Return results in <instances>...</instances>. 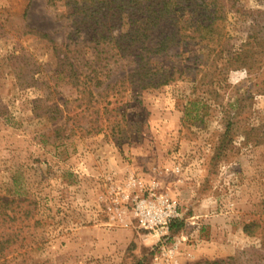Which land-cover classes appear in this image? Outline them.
Instances as JSON below:
<instances>
[{
	"label": "rangeland",
	"instance_id": "374dc122",
	"mask_svg": "<svg viewBox=\"0 0 264 264\" xmlns=\"http://www.w3.org/2000/svg\"><path fill=\"white\" fill-rule=\"evenodd\" d=\"M236 7L246 15L231 14L227 30L238 46L264 0ZM36 31L59 45L65 21L44 0H0V197L16 191L36 201L27 210L40 220L0 264H264V65L232 71L216 89L194 88L193 74L131 89L119 108L135 125L111 135L110 117L91 124L80 115L51 43ZM32 64L36 81L26 87L21 65ZM52 104L70 117L61 140L43 115ZM167 205L177 216L164 226ZM175 219L182 226L171 231ZM252 222L262 229L247 236ZM15 230L0 226V234Z\"/></svg>",
	"mask_w": 264,
	"mask_h": 264
},
{
	"label": "trees",
	"instance_id": "16d2710c",
	"mask_svg": "<svg viewBox=\"0 0 264 264\" xmlns=\"http://www.w3.org/2000/svg\"><path fill=\"white\" fill-rule=\"evenodd\" d=\"M44 5L54 18L65 21V37L57 45L45 34L34 33L51 43L60 73L77 95L73 102L81 107L80 115L91 116V124L103 115L110 117L111 135L131 132L135 125L119 108V103L127 104L124 101L131 89L154 91L191 74L194 88L216 89L232 71L250 72L254 66L263 69L264 9L254 12L255 20L235 46L227 30L229 16L246 15L236 7V0H44ZM17 58L11 56L13 61ZM34 67L21 65L23 71L27 69L26 87L36 81ZM12 69L15 73L16 67ZM258 82L264 85V69ZM197 100H190L189 107ZM43 115L53 126V136L61 140L70 117L62 120L57 104L46 106ZM186 117H190L188 110L181 122ZM231 124L226 121L221 147ZM260 204L264 210V196ZM31 206L35 207L36 201L20 199L16 191L10 197H0V226L5 223L16 228L0 234V255L16 244L23 228L40 225L27 210ZM181 226L175 219L169 229L176 231ZM257 229H262L260 224L252 222L243 227V233L253 236ZM262 245L264 249V240ZM259 259L264 260V254Z\"/></svg>",
	"mask_w": 264,
	"mask_h": 264
},
{
	"label": "built area",
	"instance_id": "2783aa9c",
	"mask_svg": "<svg viewBox=\"0 0 264 264\" xmlns=\"http://www.w3.org/2000/svg\"><path fill=\"white\" fill-rule=\"evenodd\" d=\"M143 202L139 203V204H136V211L139 212L140 214L142 213L143 211ZM165 210L166 212L164 213L165 217H164V220H163V223H164V226H167V224L172 220L174 219L177 214L175 213V210L172 206L170 205H167L165 206Z\"/></svg>",
	"mask_w": 264,
	"mask_h": 264
}]
</instances>
